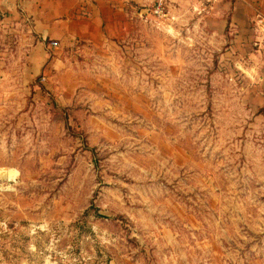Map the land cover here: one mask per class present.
<instances>
[{
    "label": "rangeland",
    "instance_id": "rangeland-1",
    "mask_svg": "<svg viewBox=\"0 0 264 264\" xmlns=\"http://www.w3.org/2000/svg\"><path fill=\"white\" fill-rule=\"evenodd\" d=\"M113 1L0 13V264H264V13Z\"/></svg>",
    "mask_w": 264,
    "mask_h": 264
},
{
    "label": "crops",
    "instance_id": "crops-1",
    "mask_svg": "<svg viewBox=\"0 0 264 264\" xmlns=\"http://www.w3.org/2000/svg\"><path fill=\"white\" fill-rule=\"evenodd\" d=\"M264 13V0H247ZM115 11L113 0H0V13L31 17L40 41L71 42L101 29L103 14Z\"/></svg>",
    "mask_w": 264,
    "mask_h": 264
},
{
    "label": "built area",
    "instance_id": "built-area-1",
    "mask_svg": "<svg viewBox=\"0 0 264 264\" xmlns=\"http://www.w3.org/2000/svg\"><path fill=\"white\" fill-rule=\"evenodd\" d=\"M259 18L261 19L260 21L264 22V16L259 15Z\"/></svg>",
    "mask_w": 264,
    "mask_h": 264
},
{
    "label": "bare ground",
    "instance_id": "bare-ground-1",
    "mask_svg": "<svg viewBox=\"0 0 264 264\" xmlns=\"http://www.w3.org/2000/svg\"><path fill=\"white\" fill-rule=\"evenodd\" d=\"M10 180V179H9Z\"/></svg>",
    "mask_w": 264,
    "mask_h": 264
}]
</instances>
